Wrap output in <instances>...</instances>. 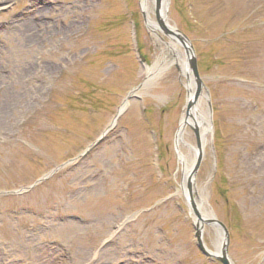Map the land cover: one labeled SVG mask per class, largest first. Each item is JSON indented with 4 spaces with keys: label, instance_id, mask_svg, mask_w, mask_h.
<instances>
[{
    "label": "rangeland",
    "instance_id": "obj_1",
    "mask_svg": "<svg viewBox=\"0 0 264 264\" xmlns=\"http://www.w3.org/2000/svg\"><path fill=\"white\" fill-rule=\"evenodd\" d=\"M163 1L203 85L192 197L225 227L231 264H264V0ZM140 3L0 0V264H220L176 192L179 154L192 168L197 147L190 127L176 143L184 50L149 33ZM123 106L88 154L10 194L76 159ZM202 242L215 252L212 226Z\"/></svg>",
    "mask_w": 264,
    "mask_h": 264
},
{
    "label": "bare ground",
    "instance_id": "obj_2",
    "mask_svg": "<svg viewBox=\"0 0 264 264\" xmlns=\"http://www.w3.org/2000/svg\"><path fill=\"white\" fill-rule=\"evenodd\" d=\"M154 2L155 0H141L140 8L145 18L147 30L149 31V33H151L153 37H158L159 34L162 33L161 27L159 26L157 21H153L150 17V14L152 13V6H154ZM160 18L161 20H163V23L168 30L174 31L173 28L168 25L167 21H164L161 15H160ZM168 38L172 41V43H174L172 44V46L167 45L168 48H170L174 52H177L175 45L181 46L180 43L174 37L173 38L168 37ZM180 69H181L182 75L186 79L185 89L187 92V103H186V107L182 115L181 121L179 123V129L176 134V143L180 144L183 142L184 140L183 137L188 127L197 129L198 134H199V144L197 147L190 146L191 151L194 154V158L196 159L198 154H201V155L203 154L204 147L206 144V137H205L206 131H204L201 123H199L198 121L199 107H200V102L203 98V94H202V91H200L196 95L197 89L190 75V72L187 68V63L184 59L180 60ZM179 162L183 167L182 168L183 176H182L181 184L179 185L176 192L181 194L187 202L188 201L190 202L193 223L204 226L207 221L213 218V216L208 214V212L205 211L204 207L199 204L198 200L192 197L196 193V191H195L193 181L190 180L189 178L191 167L187 166L186 159L181 154H179ZM212 228L214 229L217 235V245H216L214 253L218 254L220 250V245H221V233L218 230V228L214 226Z\"/></svg>",
    "mask_w": 264,
    "mask_h": 264
},
{
    "label": "water",
    "instance_id": "obj_3",
    "mask_svg": "<svg viewBox=\"0 0 264 264\" xmlns=\"http://www.w3.org/2000/svg\"><path fill=\"white\" fill-rule=\"evenodd\" d=\"M153 7H154V17H155L157 23L159 24V26L161 27L162 33L167 37H172V38L174 37L175 39H177L178 42L180 43L181 47L184 50L187 68H188L190 75H191V77L195 83V86L197 89V91H196V95H197L200 91H202L201 89L203 88V85H202V82L198 76L197 65H196L195 57H194V54L192 51V47H191L190 43L188 42V40L186 39V37L181 35L176 29H173L174 31H171L165 27L163 20H161V18H160V15H161L163 17L164 21H167L166 20V7H165L163 0H155ZM141 61H142V59H141ZM123 111H124V109L118 111V113L114 117V120L111 123V125L105 129V131L100 135V137L98 139H96L92 144L87 146L86 149L76 159L71 160L68 163L61 165V166L57 167L56 169L50 171L49 173H47L46 175L41 177L39 180H37L30 187L25 188L21 191L10 193V194L18 195V194L27 192V191L33 189V187H35L36 185L46 181L53 174H55L59 169H62L63 167L67 166L70 163H74V162L80 160L82 157H84L86 154H88L91 150H93L96 146H98L101 142H103L106 134L114 127L115 121L118 119V117L122 114ZM192 130H193V133H194V136L196 139V143L198 146V144H199L198 131H197V129H193V128H192ZM201 158H202V155L198 154L196 159H195V163H194V165L190 171V175H189L190 180H192V177L195 175V173L199 167V164L201 162ZM0 195H1V193H0ZM205 225H210L212 227L214 226V227L218 228V230L220 231L221 236H222L220 250H219L218 254L209 252L205 248V246L202 242L203 225L194 224V239H195V243H196L198 250L200 251V253L204 257H206L210 260H215V261L219 262L220 264H231V262L227 256L228 235H227V231H226L225 227L215 219H210L209 221H207L205 223Z\"/></svg>",
    "mask_w": 264,
    "mask_h": 264
},
{
    "label": "trees",
    "instance_id": "obj_4",
    "mask_svg": "<svg viewBox=\"0 0 264 264\" xmlns=\"http://www.w3.org/2000/svg\"><path fill=\"white\" fill-rule=\"evenodd\" d=\"M230 32H231V31H230ZM235 33H236V32H234V31L231 32V33H230L231 37H234Z\"/></svg>",
    "mask_w": 264,
    "mask_h": 264
}]
</instances>
